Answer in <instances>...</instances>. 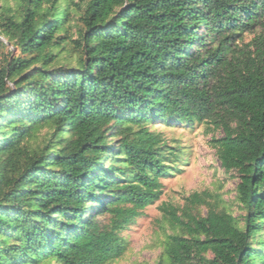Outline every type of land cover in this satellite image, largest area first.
<instances>
[{"label": "trees", "instance_id": "obj_1", "mask_svg": "<svg viewBox=\"0 0 264 264\" xmlns=\"http://www.w3.org/2000/svg\"><path fill=\"white\" fill-rule=\"evenodd\" d=\"M57 4L0 9V38L17 51L0 62V264L122 258L121 232L181 173L157 123L205 125L244 211L239 226L207 192L163 207L178 231L167 263L264 264L250 242L264 228V0H87L75 40ZM66 47L77 67H52ZM43 129L48 141L29 150Z\"/></svg>", "mask_w": 264, "mask_h": 264}, {"label": "rangeland", "instance_id": "obj_2", "mask_svg": "<svg viewBox=\"0 0 264 264\" xmlns=\"http://www.w3.org/2000/svg\"><path fill=\"white\" fill-rule=\"evenodd\" d=\"M21 0H0V9L8 8L13 11L18 9ZM87 0H58L57 8L70 10V22L68 33L73 40L77 39L78 30L81 28L79 17ZM259 34H245L237 42V47L246 49L252 40ZM5 45L1 50L2 57L9 51L16 55L17 51L7 43L4 38H0ZM52 54L56 57V62L52 67H77V58L70 51L69 47L64 50L52 49ZM205 128L203 123H194L192 126L184 127L181 124H161L150 126V130L161 133L168 145L180 151V161L178 167L181 173L162 181V194L157 202L143 210L142 215L130 226L124 229L120 237L126 244V251L122 258L109 264H168L164 257V244L166 237L177 233L165 221L162 212L163 207H172L177 210L185 204V199L193 193L207 192L212 195L211 203L217 209H225L236 220L239 226L242 225L244 211L241 209L236 199V187L239 183L238 175L235 172L226 173L220 167L215 150L210 146L211 135L202 137L200 131ZM49 130L43 129L29 142V150L43 148L48 141ZM216 137H221V132L215 133ZM111 145V140L108 139ZM109 161L103 163L104 167ZM205 207H201L197 212L204 215ZM264 238L263 231L250 242L255 252L264 254V248L259 249V237Z\"/></svg>", "mask_w": 264, "mask_h": 264}, {"label": "flooded vegetation", "instance_id": "obj_3", "mask_svg": "<svg viewBox=\"0 0 264 264\" xmlns=\"http://www.w3.org/2000/svg\"><path fill=\"white\" fill-rule=\"evenodd\" d=\"M264 248V247H263Z\"/></svg>", "mask_w": 264, "mask_h": 264}]
</instances>
